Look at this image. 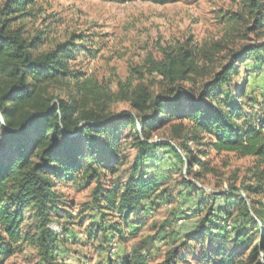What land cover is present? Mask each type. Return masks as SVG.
<instances>
[{"label":"trees","instance_id":"1","mask_svg":"<svg viewBox=\"0 0 264 264\" xmlns=\"http://www.w3.org/2000/svg\"><path fill=\"white\" fill-rule=\"evenodd\" d=\"M35 6L36 0H0V262L30 244L38 248L37 264H65L59 244L66 236L63 229L53 230L61 226L52 216L60 205L54 185L75 174L95 183L94 207L109 212L115 206L121 225L136 234L140 218L154 209L151 196L160 184L150 174L149 164L159 150L167 149L195 180L217 173L211 165L212 152L254 159L255 166L246 169L253 183L243 180L239 187L230 185L224 192L210 194L212 200L224 197V215L233 206L239 209L231 251L211 264H264V216L249 197L264 196V114L253 121L245 114L249 103L260 101L247 91V72L240 85L233 82L247 59L264 62V42L230 50L216 71L200 62L201 58L211 60L213 53L201 54L190 40L160 46V57L148 55L144 70L135 66V79L118 81L113 93L96 81H80V72L71 68L84 49L78 43L82 37L72 34L43 49L51 44L49 24L27 30L33 18L43 20ZM260 6L259 0H246V11L254 18ZM145 73L158 78L157 89H151ZM53 83H70L73 90L65 98L55 96L56 102L46 100V88ZM113 98L128 102L132 111L105 115L99 100ZM91 102L95 106L86 108ZM123 127L133 130L129 174L104 193L103 180L128 161L126 152L119 149L120 137L113 135ZM158 131L163 135L153 139ZM181 180L196 187L189 179ZM230 193L236 199L231 201ZM257 202L264 204V197ZM28 213L36 219L33 235L23 229ZM208 214L210 209L200 227L207 223ZM123 262L129 264V260ZM159 264L181 263L171 248Z\"/></svg>","mask_w":264,"mask_h":264},{"label":"rangeland","instance_id":"2","mask_svg":"<svg viewBox=\"0 0 264 264\" xmlns=\"http://www.w3.org/2000/svg\"><path fill=\"white\" fill-rule=\"evenodd\" d=\"M259 2L261 6L254 18L246 11V0H36L35 7L41 12L38 17L43 20L33 18L27 30L49 24L51 44L43 49L69 39L72 34L82 37L78 43L84 49L71 62V68L80 72V81H96L104 90L115 93L118 81L135 79V66L144 70L148 55L160 57V46L180 45L190 40L201 54L213 53L211 60L201 58L200 62L216 71L230 50L264 42V0ZM245 71L247 91L255 93L260 100L246 106L245 114L253 121L264 114V62L247 59L240 64L233 82L240 85ZM157 79L145 73L152 90ZM72 90L70 83H53L47 86L44 98L56 102L55 96L65 98ZM99 105L105 115L132 111L128 102L116 98L99 100ZM94 106L91 102L86 108ZM132 133L131 128L123 127L113 134L120 137L119 149L126 152L128 161L116 174L103 180L104 193L120 185L129 174L134 153L129 148ZM162 135L158 131L153 139ZM211 157L217 173L203 174L195 180L185 174L183 166L167 149L158 151L155 161L149 164L150 174L160 183L151 196L154 209L150 216L140 218V229L134 235L121 225L115 206L109 212L93 206L94 182L86 183L78 174L55 182L60 205L52 216L61 226L53 230L63 229L66 236V241L59 244L65 264H122L126 260L129 264H159L171 248L176 250L181 264L218 261L222 253L231 251L234 219L239 209L233 206L229 215H224V197L218 195L212 200L210 194L224 192L230 185L239 187L243 180L253 183L246 169L254 167L255 162L232 153L215 156L212 152ZM181 177L193 181L196 187L184 183ZM229 196L231 201L236 199L233 193ZM249 197L254 209L264 216V204L257 202L264 196ZM248 208L251 210L250 205ZM209 209V219L200 227ZM114 223L117 227L110 228ZM35 226V217L26 214L24 232L33 235ZM239 254L245 257L244 253ZM37 260L38 248L26 244L4 256L0 264H37Z\"/></svg>","mask_w":264,"mask_h":264},{"label":"crops","instance_id":"3","mask_svg":"<svg viewBox=\"0 0 264 264\" xmlns=\"http://www.w3.org/2000/svg\"><path fill=\"white\" fill-rule=\"evenodd\" d=\"M60 257H62L61 259L64 261V263H65V260L66 259H63V257H64V255H63V253H62V251H60ZM65 258V257H64Z\"/></svg>","mask_w":264,"mask_h":264},{"label":"built area","instance_id":"4","mask_svg":"<svg viewBox=\"0 0 264 264\" xmlns=\"http://www.w3.org/2000/svg\"><path fill=\"white\" fill-rule=\"evenodd\" d=\"M53 229H54V230H57V227L55 226ZM86 264H87V263H86Z\"/></svg>","mask_w":264,"mask_h":264}]
</instances>
